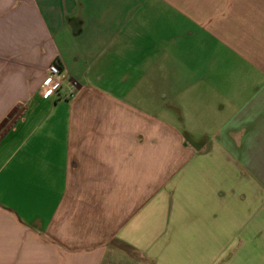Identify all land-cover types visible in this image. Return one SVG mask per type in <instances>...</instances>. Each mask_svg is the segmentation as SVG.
Here are the masks:
<instances>
[{"label": "crops", "instance_id": "0c3cea01", "mask_svg": "<svg viewBox=\"0 0 264 264\" xmlns=\"http://www.w3.org/2000/svg\"><path fill=\"white\" fill-rule=\"evenodd\" d=\"M0 264H264V0H0Z\"/></svg>", "mask_w": 264, "mask_h": 264}, {"label": "built area", "instance_id": "2783aa9c", "mask_svg": "<svg viewBox=\"0 0 264 264\" xmlns=\"http://www.w3.org/2000/svg\"><path fill=\"white\" fill-rule=\"evenodd\" d=\"M76 85L75 80L66 79L60 63L55 60L46 69L45 76L40 85V94L42 96L55 95L63 90V96L71 98L74 95Z\"/></svg>", "mask_w": 264, "mask_h": 264}, {"label": "rangeland", "instance_id": "374dc122", "mask_svg": "<svg viewBox=\"0 0 264 264\" xmlns=\"http://www.w3.org/2000/svg\"><path fill=\"white\" fill-rule=\"evenodd\" d=\"M246 174V173H245Z\"/></svg>", "mask_w": 264, "mask_h": 264}]
</instances>
